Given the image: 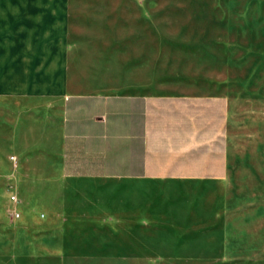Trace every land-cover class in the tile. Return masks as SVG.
<instances>
[{
  "label": "rangeland",
  "instance_id": "374dc122",
  "mask_svg": "<svg viewBox=\"0 0 264 264\" xmlns=\"http://www.w3.org/2000/svg\"><path fill=\"white\" fill-rule=\"evenodd\" d=\"M71 3L48 18L69 91L223 95L231 172L203 186L189 224L159 233L11 209L0 264H264V0Z\"/></svg>",
  "mask_w": 264,
  "mask_h": 264
},
{
  "label": "crops",
  "instance_id": "0c3cea01",
  "mask_svg": "<svg viewBox=\"0 0 264 264\" xmlns=\"http://www.w3.org/2000/svg\"><path fill=\"white\" fill-rule=\"evenodd\" d=\"M71 7L0 0V221L26 207L128 233L189 224L231 172L226 97L69 91L48 18Z\"/></svg>",
  "mask_w": 264,
  "mask_h": 264
},
{
  "label": "built area",
  "instance_id": "2783aa9c",
  "mask_svg": "<svg viewBox=\"0 0 264 264\" xmlns=\"http://www.w3.org/2000/svg\"><path fill=\"white\" fill-rule=\"evenodd\" d=\"M12 200H15V196H12ZM17 214V213H16Z\"/></svg>",
  "mask_w": 264,
  "mask_h": 264
}]
</instances>
